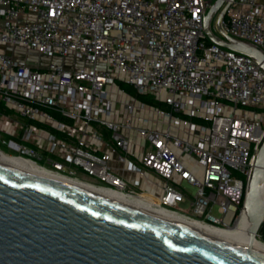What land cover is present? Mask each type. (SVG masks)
<instances>
[{
	"label": "built area",
	"instance_id": "built-area-1",
	"mask_svg": "<svg viewBox=\"0 0 264 264\" xmlns=\"http://www.w3.org/2000/svg\"><path fill=\"white\" fill-rule=\"evenodd\" d=\"M212 4L0 0V154L151 209L240 228L264 143V70L209 40ZM225 5L224 33L264 52V4ZM16 48L89 67H31L8 52ZM256 241L264 243V222Z\"/></svg>",
	"mask_w": 264,
	"mask_h": 264
},
{
	"label": "water",
	"instance_id": "water-1",
	"mask_svg": "<svg viewBox=\"0 0 264 264\" xmlns=\"http://www.w3.org/2000/svg\"><path fill=\"white\" fill-rule=\"evenodd\" d=\"M228 0L204 18L209 40L256 61L264 52L221 29ZM220 35L213 32V21ZM248 246L213 237L119 200L0 163V264H264V143L248 188Z\"/></svg>",
	"mask_w": 264,
	"mask_h": 264
},
{
	"label": "bare ground",
	"instance_id": "bare-ground-1",
	"mask_svg": "<svg viewBox=\"0 0 264 264\" xmlns=\"http://www.w3.org/2000/svg\"><path fill=\"white\" fill-rule=\"evenodd\" d=\"M0 163L3 165L9 166L11 168L17 169V170L26 171V172L33 173V174H40L42 176L53 178V179H56L58 181L76 186L78 188H83L84 190L92 191L94 193H97L101 196L107 197V198L112 199V200L122 201V202L127 203L131 206H134L138 209H141V210H144L146 212L165 217L167 219H170L172 221H175L177 223H180L182 225H185L187 227L195 229L196 231L202 232L204 234H207V235H210L213 237H217L219 239H223V240L233 242V243H237V244L244 245V246H248V244H249L250 222H249L248 217H247V221L244 222L240 228H237V229H221L218 227H213L210 225H206L204 223H200L198 221L189 220L183 216H180V215H177L175 213H171V212H168L165 210L151 209V208L144 206L142 204L133 203L131 201L124 199L122 196H120L118 194L111 193V192H108L105 190H101L99 188L87 185L83 182L58 177L56 175H53L51 173H48V172L42 170L41 168L35 166L34 164H32L26 160H23V159L8 157V156L0 154ZM254 248L257 251L264 253V243L263 242L255 241Z\"/></svg>",
	"mask_w": 264,
	"mask_h": 264
},
{
	"label": "rangeland",
	"instance_id": "rangeland-1",
	"mask_svg": "<svg viewBox=\"0 0 264 264\" xmlns=\"http://www.w3.org/2000/svg\"><path fill=\"white\" fill-rule=\"evenodd\" d=\"M217 18L213 21L212 28L215 33L219 34L217 27H216ZM8 52L14 55L16 59L26 62L31 67H47L51 63H58L64 64L66 68H73L81 67V68H88L89 64L84 61V59L80 57H68V58H61V57H50L47 55H40L36 51L24 49V48H16V49H9ZM5 151L9 152L7 148H4ZM191 192H196L195 189L191 188ZM214 215H217V212H214Z\"/></svg>",
	"mask_w": 264,
	"mask_h": 264
},
{
	"label": "crops",
	"instance_id": "crops-1",
	"mask_svg": "<svg viewBox=\"0 0 264 264\" xmlns=\"http://www.w3.org/2000/svg\"><path fill=\"white\" fill-rule=\"evenodd\" d=\"M212 1L214 3L215 0H212ZM259 1H260V3L264 4V0H259Z\"/></svg>",
	"mask_w": 264,
	"mask_h": 264
}]
</instances>
